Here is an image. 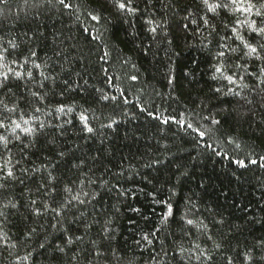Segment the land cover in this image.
<instances>
[{
    "label": "snow or ice",
    "instance_id": "6c2138e0",
    "mask_svg": "<svg viewBox=\"0 0 264 264\" xmlns=\"http://www.w3.org/2000/svg\"><path fill=\"white\" fill-rule=\"evenodd\" d=\"M80 9L94 22L79 29L91 41L101 38L97 26L116 22L133 40L143 32L147 42L137 47L153 60L163 53L170 88L173 58L199 52L185 78L195 80L203 62L208 87L191 109L178 118L135 105L158 131L175 124L191 134L199 152L190 161L161 139L141 152L138 127L123 133L128 151H119L113 136L137 113L125 88L111 94L89 83V55L70 34ZM13 19H23L25 30L6 28ZM99 61L109 87L128 67L135 71L124 78L140 80L130 56L114 75L104 67L108 51ZM245 126L264 133V0H96L95 7L88 0H0V249L15 264H264V180L251 194L222 192L223 203L191 190L181 195L197 179V156L264 169V154L242 138ZM207 179L199 177L201 190Z\"/></svg>",
    "mask_w": 264,
    "mask_h": 264
},
{
    "label": "trees",
    "instance_id": "16d2710c",
    "mask_svg": "<svg viewBox=\"0 0 264 264\" xmlns=\"http://www.w3.org/2000/svg\"><path fill=\"white\" fill-rule=\"evenodd\" d=\"M69 3L78 4L80 0H68ZM13 5L17 3V0H12ZM89 7L96 6V0H88ZM83 9L74 12L72 17V32L71 35H76L79 39L81 46H85L86 54L89 55L87 61V67L89 72V83L95 84L96 87L104 88L111 94H118V88H125L126 95L131 102L127 107L129 111L137 113V119L134 123H124L120 124L117 130V134L113 136V142L116 144L120 152L127 153V148L122 147L123 133L129 128H139V130L144 134V138L140 142V151L144 150L146 144H155L156 139H161L164 143H169L173 146V151L175 152L177 148L183 149V151L177 152V158L184 161H190L193 155H197L199 149L193 147L192 136L190 133L186 134L177 125H163L161 127L165 128V132L158 131V122L151 117H148L147 113H140L139 109L135 107L137 103H143L148 107L150 111H160L164 112L165 115H177L179 118V113L184 111L185 106L191 109L194 102L201 93L207 91L208 85L205 83L207 80L206 64L200 63V71L196 73L195 80H189L185 78L184 69L194 67L190 63V59L194 56L199 57L200 54L195 49L183 50L181 51V56L174 57V63L171 67L174 69L173 75L176 77L174 82V87L170 88L165 79V75L169 70V62L164 57L161 52L160 56L156 59H152L151 52L148 57L145 58L137 47L138 44L143 46L146 43L145 34L140 33V36L133 40L127 35V26L121 25L116 22L114 25L110 26H97L101 33L100 40L91 41L87 33L79 31L81 26L91 27L90 22L83 14ZM80 16L81 23L75 22V16ZM64 23H68L67 17L63 18ZM25 22L21 19L20 22H16L13 19V24L5 23L6 28H13L14 31L19 33L25 30ZM55 26L59 28L61 26V19H57ZM140 25L137 24L139 29ZM95 34V33H93ZM143 42V43H142ZM107 45V48L104 46ZM104 51L109 52V61L104 64V67L109 69L108 75H114V70L120 68V59L122 57L130 56L132 61L135 62L140 71L139 82H131L124 78V72H134V69L130 67L125 68L124 72L116 71L114 78L115 87H109L104 80V74L99 72L100 65L104 62L99 61V56L102 55ZM155 51V48H153ZM143 89V91H140ZM155 92H159L161 95L156 96ZM136 96L140 97L137 101ZM121 106L122 102H121ZM119 111V109H117ZM191 122V121H190ZM227 127V126H226ZM111 130H109L110 132ZM243 133H247L243 135ZM242 138L246 143L254 144L255 151L257 153L264 154V133H261L257 128L254 132L249 130L247 126L243 129ZM152 137L154 139H149ZM92 147H95L93 142ZM135 152V149H133ZM210 151V150H209ZM243 158V155H241ZM253 159L256 157L253 156ZM201 160L203 161L201 163ZM259 164V162H258ZM258 164H248L246 169L238 168L235 164L230 163L228 160H223L221 157L209 156L205 158L203 156H197L195 162L197 177L196 180L187 181L181 195H184L191 190V192H200L206 201H217L223 203V199L220 194L227 191L229 196L234 194L239 188L241 192L251 194L254 186L257 184L258 179L264 180V169L260 168ZM142 172H147L148 170H141ZM232 172H236L237 176L240 177L239 181L232 176ZM157 175L156 173H151V176ZM200 176H206L207 187L206 190H201L198 187V179ZM163 175L161 174L160 179L163 180ZM144 185H141L143 187ZM151 186H148L150 190ZM258 194V193H257ZM141 201L143 202L146 198L141 196ZM175 203L182 207V201L178 198ZM156 211H161L160 206H156ZM127 226H125L126 228ZM13 233L17 232L16 228L12 229ZM127 235V231L125 230ZM22 254V253H21ZM0 264H15L14 258L9 256L7 252L0 249Z\"/></svg>",
    "mask_w": 264,
    "mask_h": 264
}]
</instances>
